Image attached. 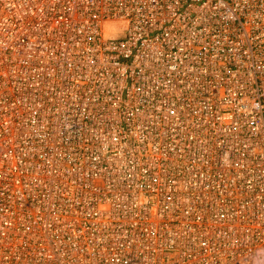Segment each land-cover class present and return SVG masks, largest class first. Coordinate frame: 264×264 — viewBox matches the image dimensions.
I'll return each instance as SVG.
<instances>
[{
  "label": "built area",
  "instance_id": "built-area-1",
  "mask_svg": "<svg viewBox=\"0 0 264 264\" xmlns=\"http://www.w3.org/2000/svg\"><path fill=\"white\" fill-rule=\"evenodd\" d=\"M263 248L264 0H0V264Z\"/></svg>",
  "mask_w": 264,
  "mask_h": 264
},
{
  "label": "crops",
  "instance_id": "crops-1",
  "mask_svg": "<svg viewBox=\"0 0 264 264\" xmlns=\"http://www.w3.org/2000/svg\"><path fill=\"white\" fill-rule=\"evenodd\" d=\"M264 249L260 250L258 252V254L256 255V257L250 261L248 264H264V257H257L259 254H264Z\"/></svg>",
  "mask_w": 264,
  "mask_h": 264
},
{
  "label": "rangeland",
  "instance_id": "rangeland-1",
  "mask_svg": "<svg viewBox=\"0 0 264 264\" xmlns=\"http://www.w3.org/2000/svg\"><path fill=\"white\" fill-rule=\"evenodd\" d=\"M111 30H114L116 33H119V30L118 29H115V27H111L110 28ZM108 36H112L113 35V33H111V32H108V34H107ZM264 249V248H263ZM264 251V250H263ZM257 257H264V254H259Z\"/></svg>",
  "mask_w": 264,
  "mask_h": 264
}]
</instances>
